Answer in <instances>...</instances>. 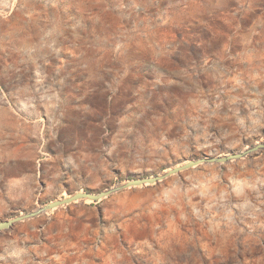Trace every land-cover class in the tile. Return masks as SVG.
<instances>
[{
	"label": "rangeland",
	"instance_id": "374dc122",
	"mask_svg": "<svg viewBox=\"0 0 264 264\" xmlns=\"http://www.w3.org/2000/svg\"><path fill=\"white\" fill-rule=\"evenodd\" d=\"M264 141V0H0V221ZM0 264H264V150L0 232Z\"/></svg>",
	"mask_w": 264,
	"mask_h": 264
},
{
	"label": "water",
	"instance_id": "95a60500",
	"mask_svg": "<svg viewBox=\"0 0 264 264\" xmlns=\"http://www.w3.org/2000/svg\"><path fill=\"white\" fill-rule=\"evenodd\" d=\"M261 150H264V141L254 143L236 152H231V153H226V154L205 155V156H201L197 158L188 159L184 161L183 163H180L178 165L168 168L166 171L162 173L151 175V176L127 179L124 182L117 183L114 186L108 187L104 190H100L97 192L75 191L66 197L53 199L44 204H41L40 206L36 207L35 209L31 211H27L25 213L15 215L14 217L6 219V220H1L0 221V232L3 230L10 229L14 224L20 221L34 218L49 210H52V209H55V208H58L64 205H68L75 201L88 200V201L96 202L115 192H118V191H121L127 188L156 184L172 175L178 174L181 171L188 170L192 167H196L201 164L228 163L230 161L242 159L250 154H253Z\"/></svg>",
	"mask_w": 264,
	"mask_h": 264
}]
</instances>
